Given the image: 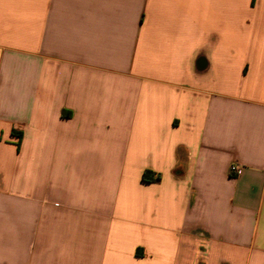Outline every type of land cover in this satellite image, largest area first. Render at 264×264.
<instances>
[{
	"label": "crops",
	"instance_id": "crops-1",
	"mask_svg": "<svg viewBox=\"0 0 264 264\" xmlns=\"http://www.w3.org/2000/svg\"><path fill=\"white\" fill-rule=\"evenodd\" d=\"M0 264H264V0H0Z\"/></svg>",
	"mask_w": 264,
	"mask_h": 264
},
{
	"label": "built area",
	"instance_id": "built-area-1",
	"mask_svg": "<svg viewBox=\"0 0 264 264\" xmlns=\"http://www.w3.org/2000/svg\"><path fill=\"white\" fill-rule=\"evenodd\" d=\"M244 172V167L237 162L231 164L229 168L230 176L232 177H240Z\"/></svg>",
	"mask_w": 264,
	"mask_h": 264
},
{
	"label": "trees",
	"instance_id": "trees-1",
	"mask_svg": "<svg viewBox=\"0 0 264 264\" xmlns=\"http://www.w3.org/2000/svg\"><path fill=\"white\" fill-rule=\"evenodd\" d=\"M150 174H151L150 171H146L144 173V176H143L144 181H149V180L156 181L157 180V179L151 178Z\"/></svg>",
	"mask_w": 264,
	"mask_h": 264
}]
</instances>
